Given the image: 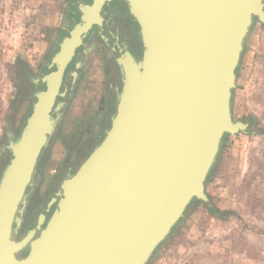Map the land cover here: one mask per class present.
<instances>
[{
    "label": "water",
    "instance_id": "95a60500",
    "mask_svg": "<svg viewBox=\"0 0 264 264\" xmlns=\"http://www.w3.org/2000/svg\"><path fill=\"white\" fill-rule=\"evenodd\" d=\"M105 1L78 2L79 20L52 54L19 134L7 141L0 264H149L190 202L208 200L205 181L223 136L247 127L233 119L231 97L253 24H264L263 0H124L142 54L117 59L121 89L103 137L60 178L45 224L23 228L39 156L63 118L52 112L64 69L87 30L102 27Z\"/></svg>",
    "mask_w": 264,
    "mask_h": 264
},
{
    "label": "rangeland",
    "instance_id": "374dc122",
    "mask_svg": "<svg viewBox=\"0 0 264 264\" xmlns=\"http://www.w3.org/2000/svg\"><path fill=\"white\" fill-rule=\"evenodd\" d=\"M45 7L50 8L56 17L50 21L44 19ZM60 12V0H43L37 3L26 0H0V131H6V107L14 95L15 86L20 83L16 82L20 78L19 73L14 74L12 69L14 57L21 54L26 59L24 64L36 70L48 50L49 40L45 39L49 37L51 40ZM257 23L256 20L253 26ZM46 27H49V30ZM11 36L13 43L9 38ZM42 37L44 40L40 42ZM100 58L97 56L89 69L98 79L102 78L99 71ZM40 80L41 77L35 80V92L42 88ZM83 85L84 83H81L70 111L65 114L60 130H57L58 133L53 136L44 151V184L51 183V180L54 182V169L63 162L66 155L64 143L69 142V134L72 131L74 136L77 134L76 124L87 116L81 114ZM27 110V103H22L14 114V120L19 125L28 115ZM231 110L234 120H240L244 116L239 114L233 95ZM61 134L64 140L59 138ZM16 136V133L7 131L6 139L8 141ZM3 144L4 141L0 146ZM91 148L92 146L82 152L78 163ZM9 157L10 153L7 151L1 157L0 168L7 163ZM216 158L205 189L211 194L213 205L220 204L233 213L217 225L218 221L209 217L206 205L192 203L149 264H264V137L252 138L250 132L246 134L243 131L234 135L228 134ZM211 187H214V190ZM221 187L226 188L225 193L220 191ZM220 193L223 197H228L223 200ZM44 220L45 214L40 212L36 218H28L23 228L41 225Z\"/></svg>",
    "mask_w": 264,
    "mask_h": 264
},
{
    "label": "flooded vegetation",
    "instance_id": "af4514ba",
    "mask_svg": "<svg viewBox=\"0 0 264 264\" xmlns=\"http://www.w3.org/2000/svg\"><path fill=\"white\" fill-rule=\"evenodd\" d=\"M79 1L91 3V0H61L63 16L60 25L54 30L51 40L49 39L48 50L36 70L24 64L26 59L21 54L14 57L12 69L14 74L19 73L20 78L16 82L20 83L15 86L14 95L10 98L6 107L4 124L6 131H3L0 140V143L4 141L5 144L0 146V160L8 151L6 148L7 131L12 134H19L24 123L19 125L14 120V114H16L19 105L27 103V114H30L37 87L35 80L49 72L48 65L52 54L58 49V43L64 36L68 35L69 29L79 20ZM100 14L102 16V27L94 25L87 30L82 38V44L75 49L71 61L64 69L60 91L55 103V105H58L52 112L53 115L59 111L63 114V118L57 127V130H60L65 114L70 111L71 103L78 95L81 83H84L81 114H87V116L76 124L77 134L74 136L73 131L69 134V142L64 143L66 147L64 160L54 169V182L51 180L49 181L51 183L48 184L42 183L45 178L43 175L45 160L42 157L46 147L42 150L37 163L34 184L27 190V202L23 210V225L28 218L34 216L36 218L40 212L45 214V220L41 226L45 224L59 198L57 185L60 178L67 173H72L82 156V152L90 146L93 147L94 143H98L103 137L110 124V117L115 112L118 93L121 89V74L117 59L121 58L125 51H129L135 58H139L142 54L138 23L131 15L124 0H106L100 9ZM97 56L101 57L99 71L102 78L100 79L95 76L94 72L93 74L89 72L90 66ZM40 83L42 85L41 89H43L42 80H40ZM57 130L54 135L58 133ZM59 138L64 140L62 134ZM4 166L0 168V173Z\"/></svg>",
    "mask_w": 264,
    "mask_h": 264
},
{
    "label": "crops",
    "instance_id": "0c3cea01",
    "mask_svg": "<svg viewBox=\"0 0 264 264\" xmlns=\"http://www.w3.org/2000/svg\"><path fill=\"white\" fill-rule=\"evenodd\" d=\"M26 1L37 3L38 1L43 0ZM33 11L35 10L33 9ZM61 14L62 12L59 13L57 26L60 25ZM43 17L44 19H49L50 21L51 18L56 16L51 12L50 8L46 9L45 7L43 8ZM46 29L49 30V27H46ZM9 38L13 43L14 40L12 36ZM49 39L50 38L48 37L45 41ZM42 40H44L43 37L40 39V42H42ZM13 45L14 44H12V46ZM236 70V88L235 91H233L234 94L232 93V95L235 100L237 110H239V114H244L240 120L247 124V127L243 132L246 134H249L250 132V134H252V138L264 137V116L259 115L264 114V24L258 22L257 25L255 24V26L251 29ZM211 189L214 190V187H211ZM225 189V187H221L220 191H224L225 193ZM205 190L211 199V194L207 189ZM219 195L223 197L221 193ZM226 197L228 196H225L222 199L224 200ZM214 206L220 212H229L225 218H220L212 215L208 209L207 213L209 217L212 220L218 221L217 225H219L220 221L226 220L227 217L233 213L231 210L223 208L224 206L221 207L220 204Z\"/></svg>",
    "mask_w": 264,
    "mask_h": 264
},
{
    "label": "trees",
    "instance_id": "16d2710c",
    "mask_svg": "<svg viewBox=\"0 0 264 264\" xmlns=\"http://www.w3.org/2000/svg\"><path fill=\"white\" fill-rule=\"evenodd\" d=\"M17 135H18V133H16ZM227 136V134H225L224 136H223V138H222V140H221V144H220V148H222V145H223V141H224V139H225V137ZM220 148H219V152H220ZM218 152V153H219ZM217 157H218V155H217ZM217 159V158H216ZM215 162H216V160H215ZM214 162V163H215ZM213 166H214V164H213ZM213 169V168H212ZM212 169H211V171H210V173L208 174V176H207V178H206V181H205V186L207 185V183H208V181H209V178H210V176H211V174H212ZM207 196H208V200L207 201H202V200H196V199H193L191 202H190V204L188 205V207L193 203V204H195V205H199V204H204V205H206L207 206V208L209 209V212L212 214V215H215L216 217H220V218H225L226 217V215L229 213V212H227V211H225V212H220L212 203H211V199H210V197H209V195L207 194ZM187 207V208H188ZM174 229V228H173ZM173 231V230H172Z\"/></svg>",
    "mask_w": 264,
    "mask_h": 264
}]
</instances>
